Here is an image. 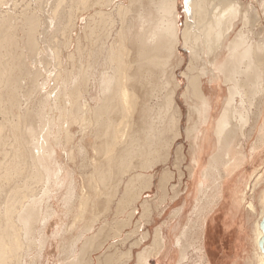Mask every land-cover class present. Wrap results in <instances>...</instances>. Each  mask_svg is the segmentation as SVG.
Segmentation results:
<instances>
[{
  "label": "bare ground",
  "instance_id": "6f19581e",
  "mask_svg": "<svg viewBox=\"0 0 264 264\" xmlns=\"http://www.w3.org/2000/svg\"><path fill=\"white\" fill-rule=\"evenodd\" d=\"M118 1L85 2L87 4L84 7L90 12L86 20H92L95 15L96 18L97 15L99 17L103 8H118L117 11H120ZM178 1L185 20L181 28ZM133 2L139 9L137 18H134V14L132 19H135L138 28L136 26L131 32L130 27L133 25L129 24L126 34L129 46L114 45L119 49V55L114 54L116 53L114 47L107 53L109 57L105 55L108 59L103 58L105 53L102 50L106 47L103 48L102 43H99L100 46L96 49L89 47L92 48L89 49L90 57L88 53V56L86 55L89 61L85 60L88 80L85 79L87 75L84 71L85 77L80 78L86 81L82 86L80 84L82 82H78L80 80L78 75L81 72L72 75L73 69H70L75 64L70 62L72 65L69 68L66 63L72 60L73 55L68 53L71 43L67 37V32L70 34L72 30L70 22L73 17L70 11L75 10L70 8V2L52 0L49 4L51 17H48L47 13L43 18L45 13L41 17L35 10L34 12L30 9L31 7L28 9L26 6L17 13L6 12L7 8L3 10L6 1L0 0V264H31L32 259L30 263H26L25 257L30 256L32 249L38 260L43 257V250L48 243L46 227L57 217L58 210L55 209L53 200L64 186L65 192L58 204L60 211L63 210L67 214L70 208L72 210L75 199L81 200L82 203L78 201L81 208H78L84 210L89 204L96 208L98 205L109 207L114 201L115 212L119 214L129 204L138 200L144 194V189L150 188L153 182L150 172L145 174L128 171L126 179L124 175H127L126 172L130 169L129 160L132 161V157L143 158L144 160L140 161L143 166L146 164V171L153 170V162L157 164L160 158H168L175 140L181 135L182 114L176 110V90L171 87V80L173 79L174 83L178 80L175 77V68L183 60L179 47L177 48L178 44L191 59L185 73L180 74L187 80L183 96L189 93L196 101V104L188 109V124L185 128L186 138L192 141L190 150L193 165L187 182L192 188L195 186V190L194 204L190 212L192 219L186 220L180 227L181 221L185 218L183 202L171 214L172 217H177L178 221L170 230H179L178 235L175 234V242L179 247L176 264L187 263L186 251L190 247L196 253L198 261L196 264H207L204 262L201 237L205 215L210 207L213 208L210 206L211 199L220 185V180L225 177L222 174L229 170L228 167L230 168L232 163H236L233 162L234 157L236 159L238 154L240 157L245 156L238 153L242 151L241 147L239 148L240 139L256 131L255 140L248 149L252 154L256 146L264 144V35L261 30L264 22V0H133ZM15 5L13 6L16 8ZM132 6L133 4L127 7L129 8L127 10L134 11ZM257 7L260 13L256 10ZM84 17L82 15L83 19L79 21L84 20ZM74 21L76 22V19ZM75 27L74 30L77 28ZM119 30L118 36L124 40L126 31L124 33ZM96 33L94 27L89 26L87 36L89 35L92 45H97L98 40L102 38L98 39L99 35H95ZM58 35L63 37L60 42ZM40 42L46 47V55L41 53ZM46 57L50 59L47 60ZM193 61L199 62L196 70L192 68ZM105 62L111 66L107 67ZM101 64L109 69L105 70ZM130 79L133 87L138 84L144 89L141 90L142 102L136 117L134 113V119L130 117L131 120L127 121L125 112L128 114L126 105L129 88L126 81ZM219 80L226 88L221 105L217 96L211 98L206 95V85L204 86L206 83L212 88L218 84V89L223 90L222 85L218 83ZM157 81H160L159 88ZM71 123L78 125L80 138L77 140V136L72 135L77 140L75 146L70 145V148L66 146L69 151L63 146L62 149L66 158L69 156L72 159L69 161H73L75 156H81L79 158L81 166L90 169L89 173L79 172L81 173L79 186L77 171L70 168L69 164H65L62 158L59 160L56 151L60 149L57 147L62 143V135L70 138L71 134L75 133L69 129ZM180 147L182 146H178L176 152L182 156ZM87 148H90L89 152L92 153L90 161L86 158V155H89ZM72 149H76V155ZM206 155L208 160L202 167L201 162ZM240 157L237 156L243 160ZM138 163L136 161V164ZM116 165L124 168L122 169L124 173L118 175L120 168L117 172L118 177L109 185L110 190L104 193L107 187H104L103 191L101 186H106V180L110 179L108 168L113 169ZM197 169L200 170L199 175ZM85 175L88 177L84 178ZM263 175L264 165L253 178L251 177L252 181L250 180L246 190L252 192ZM92 179L95 181L97 179L99 185L93 183ZM90 182L94 185V198L90 194L93 192L88 193L86 190L91 188ZM205 182L209 185H205ZM163 183V179L158 181L160 189L163 188ZM76 189H79L80 193H76ZM177 196L178 191L174 190L170 201H174ZM258 199L262 205L259 215L261 221L264 216V189ZM246 208L254 212L255 207L251 200L246 201ZM133 211L135 206L130 208L128 217ZM150 212L151 210L146 207L144 213L149 215ZM90 225L76 227V231L74 230L76 234L68 244L64 258H58L59 264H128L132 257L131 249L118 256L116 253L114 255L104 252L95 260L91 257L84 258V253H87L84 248L88 246V241L92 242L90 237L94 234L85 240L79 252L75 249L77 242L92 232L94 225L92 224V228ZM103 229L104 227L101 230ZM263 231L264 227L260 225L259 220L256 221L253 227L255 264H264V253L259 250L261 246L258 243L264 236ZM53 232L52 236L56 238L59 235L58 229ZM154 232V248L160 249L165 244L161 226H157ZM94 238L96 239V236ZM144 238L142 236V239ZM31 244L35 247L31 248ZM151 251L152 248L138 252L135 264H150L148 258L152 254ZM157 254L158 252L155 253ZM156 264L164 263L158 260Z\"/></svg>",
  "mask_w": 264,
  "mask_h": 264
},
{
  "label": "rangeland",
  "instance_id": "374dc122",
  "mask_svg": "<svg viewBox=\"0 0 264 264\" xmlns=\"http://www.w3.org/2000/svg\"><path fill=\"white\" fill-rule=\"evenodd\" d=\"M5 1H6V4L3 5V10H6V8H7L8 10H6V12L11 11V13H13L15 11L17 13V11H19L22 7L26 6V8H28V9L31 7L30 9H32L33 11L35 10L36 12L35 11L34 12L40 14L41 17L45 13L43 18H45L47 13H49V14H47V16L51 17L49 4H51L50 2L52 0H40L41 2L38 0H35V1L32 0L33 3L31 2V0H23L25 3L22 0H19L20 2L18 0H15V1L10 0V2H9V0H5ZM68 1L70 2L69 3L70 8L72 10L75 9L76 11L75 10L70 11L71 16L73 17V18L71 17L73 21L71 20V22H70V27L72 28L70 34H69V32H67L68 41L71 43V47L68 50L69 51L68 53H69V55L70 54L71 55L73 54V55L71 56L72 60L70 59V61H66V63L68 64L69 68H71L72 64H75L72 66L73 68L70 69V70L73 69L71 71L72 75H77L76 72H78V73L81 72L78 75L79 76L78 79H80V80H78V82L79 83L82 82L80 84L83 86L85 81L88 80V73L86 72L87 71L86 69H88V67L85 65L87 64L86 61L87 62L89 61L88 57H90V50L92 48H95V49L98 48L97 46H100V44L102 43V47L103 48L106 47L105 49H103L104 51L102 50V52L105 53L103 58L108 59L107 57H109V55L107 53L115 47L114 45L121 46L122 44H125L126 46H129L127 43L128 41H127V35H126L127 29L129 27L130 23H132V25H133L132 27H130L131 32H133L136 29L137 23H136L135 19L134 20H132V19L134 17V14H135L134 18H137L136 16H137L139 9H138L137 5L134 4L133 0L132 1L131 0H125V1L119 0L118 2L120 3V11H117L118 8L117 9L116 8L113 9L112 7L111 8H103L104 13L102 12V14L99 16L101 18H99L98 15L96 18V15H95L94 18H92L93 21L92 20L88 21L89 19L86 20V18H88L87 16H89L90 12L88 10H86V7H84V6H86V4L88 3L89 0H71L72 2L70 0H68ZM85 2H87V3L85 4ZM132 4H133L132 7L134 8V11H136V13L134 11L127 10V9H129L127 7H130ZM13 5H15L16 8ZM8 6H10V7H8ZM45 6H46V8H45ZM255 6H257V3H255ZM42 7L45 9V11ZM83 7L85 8V10ZM9 8L10 9L13 8V9L10 10ZM46 9H48V10H46ZM135 9H137V10H135ZM177 9L179 11L180 10L182 11L179 1L177 4ZM140 10L143 12L142 9H140ZM256 10L258 11V13H260V10L258 7ZM73 12L74 13L76 12V13L74 14ZM8 13H10V12H8ZM73 14H74V16H73ZM16 15H14V16H16ZM82 15H83V17L85 15L84 20H82L84 22H82L81 20H80L81 22L79 21V19H83ZM48 17H46V18H48ZM75 19H76V22L74 21ZM110 19L113 23H111ZM128 19L130 21H128ZM104 20L106 21L105 23H104ZM114 20H115V22H114ZM179 20H180L179 26L181 28L184 26V22H185L184 17H183V20H181V19H179ZM13 21L14 20H12V22ZM90 22H92V23H90ZM124 23L126 26L124 25ZM52 24H53V22H52ZM74 25L75 26L77 25L76 26L77 28ZM89 26L94 27V31L96 30V32H97L95 35H97V34L99 35L98 39H100L99 37H102L100 40H104V41L98 40L97 45L95 44L96 47H95V45H92V43L90 42L91 40H90V38H88L89 35L87 36ZM74 27L76 28L75 30L73 29ZM262 27L263 28H261V30H262L263 35H264V22H263ZM125 28H126V30H125ZM137 28H138V26H137ZM119 29H121V31L124 33L126 31V33H125V35H126L125 39L126 40L125 39L122 40L118 36V33L120 31ZM101 31H102V33H101ZM77 35H78V38H77ZM113 36H115V37H113ZM57 37L60 38L59 42L61 39L63 40L62 35H58ZM70 37H72V38H70ZM103 37H104V39H103ZM105 40H107V41L105 42ZM112 40H113V42H111ZM111 45L113 46L112 48H111ZM40 46H41V50H42L41 51L42 55L43 54L46 55L45 45L42 42H40ZM91 46H92V48H89ZM77 47H79V48H77ZM179 50H180L179 53L181 54V56L183 55L185 57V60L183 57L182 62L175 68V75H176L175 77L178 80H176V82L174 83L173 79H172L171 80V87L173 89L175 88V90H176V96H175L176 110L180 111L182 114V117H181V135H179V137L175 140V142L173 144L174 147L172 148V152L170 153L168 158H165V159L163 157L160 158V161L157 162V164L156 163L154 164V162H153V164H152L153 170H151V171L147 170L146 171V169H145L146 164H144V166H143V164H141V161L144 160L143 158L139 159L138 157H132L131 159L136 160L137 163L138 162L140 163V165H139V163L136 164V161L129 160L130 164L133 167H131V165H130L131 170L130 169L127 170V172H126L127 175H124L125 179H126L128 177V171L129 172L137 171V172H142L145 174H149V172H150L153 176L152 177L153 182H152L150 188L144 189L143 190L144 194L138 200H136L133 204H129L128 207H126L124 210L119 212V214H117L115 212V206L116 205H115L114 201L111 203V205L109 207L98 205L100 207L97 206V208H96V207L89 204L88 205L89 207L85 206V210H84V209H79V208H81L80 203H82V202H80L81 200H79V199H77V200L75 199L73 201V204H74V202H75V204L72 205V210L69 207L71 212L68 211V214H67V213H64L63 210L60 211L59 204H58V203H60V200L63 197V193L65 192V186H64L57 193L56 198L53 200V204L55 206V209L58 210L57 211V217H56V219L54 218L55 220L54 219L51 220L46 227L45 235L48 237L47 238L48 243H47L46 248L43 250V253H44V254L42 253L43 257L41 256V258H39V260H38L35 256L34 249H32L33 252H31L30 256L25 257L26 263H30V261L32 259L31 264L34 261H35L34 264H36V263L37 264H56L57 262H58L57 264H59L60 259H58V258H61V259L64 258L65 252L67 250V246L69 243H71V240L74 238V236L76 234V232H74L76 227L77 226L78 227L87 226L88 224L90 225V223H91L90 227L94 225L93 229H91L92 232L86 234L85 235L86 238H84L83 240H81V241L79 240L77 242L76 248H75L76 250L78 249L77 251L79 252L80 249L82 248V245L84 244L85 240L89 239V237L94 234L93 237H90V240H92V242L88 241L89 242L88 246H86V244L84 245V247L86 246L84 249H85V252H87V253H84L83 257L84 258L87 257L86 259L91 257L92 259L94 258L93 260H95V258L97 256H102V254L104 252H107L109 254L112 253L114 255L116 253L118 256L120 253H123V252L127 251L128 249H131L132 257H131L130 261L128 262V264H135V256L138 252L145 251V250L148 251L150 248H152V251L150 252L152 254L148 258V262L150 264H156L158 260H161V261L163 260L164 264H176V261L179 257V247L175 242V237H176L175 234L178 235L179 230H173L172 231V230H170V227L175 225V223L178 221V218L172 217L171 214L174 211V209L178 208L184 202L185 206H184L183 217H185V218L181 221L180 227L183 226V224L185 223L186 220L192 219V215H190L191 214L190 212L192 211V207L194 204V201H193L194 195L193 194H194V190H195V186H193V188H192V185H190V183H188L189 182V175L192 172L191 167L193 166L192 160H191L192 152L190 150V145H191L192 141H191V139L189 140L186 138L185 128L187 127V124H188L187 123V115H188V111H189L188 109H190L189 108L190 106L195 105L196 101L190 97L189 93H186V95L183 96V93H184L186 85H187V80L185 77H181L180 74L185 73L187 66H188V63L189 62L191 63V61H190L191 59L185 53L184 50H182V49H179ZM114 52H116L114 54L117 55L119 53V49L116 48V50ZM87 53L89 56L87 55ZM105 55H108V56L106 57ZM129 55H130V52H129L128 56ZM79 57L82 59H80ZM49 59L50 58H47V60H49ZM50 61H53V60H50ZM79 61H80V63H79ZM198 63L199 62H196V61L192 62L191 65H192V68L194 70H196V66ZM105 65L107 67L111 66V64H109V63L106 64V62H105ZM105 65L102 66V64H101V66L104 69L107 68ZM168 68H170V67H168ZM79 69L80 70L82 69V70L79 71ZM107 69H109V68H107ZM84 71L86 72L87 78L85 77ZM82 73L84 74V76H82ZM80 77H85L86 80H84V78H80ZM129 81H131V82H129ZM156 83L159 85V86H157L159 88L160 87V81H157ZM218 83L220 86L222 85L221 87H222V89L224 88L223 90L218 89L219 88L218 84L214 85L212 88H210L206 83H204V86L206 85V87H205L206 95H208L211 98L217 96V98H219V100H220L219 104L221 105V102L224 99L223 95H225L226 88L222 84L221 80H219ZM126 85H127V88H129L128 104L126 105L128 108L129 116L125 112V117H126V120L128 121L129 119L131 120L130 117L133 118L134 113H135V117H136V114H137L136 112H138V110L140 108L139 106L142 102V96L141 95H143V94H142L141 90L143 91L144 88H141L138 84H136L133 87L131 79L126 81ZM90 90H91V88H90ZM134 104L136 105L135 107H134ZM220 105H219V107H220ZM134 108H136V110ZM70 125H72V126H70ZM70 125H69V127H70L69 129H72L71 131L73 133L74 132L75 133L71 134L70 138H66L65 135H62V137H61L62 143L59 147H57L60 149H57L56 151H57V155H58L59 160H61V158H62V160L65 164H67V165L69 164L70 168L74 169L75 172L77 171L76 176L79 175L77 178V184L79 186L80 182H81V180L79 178L81 173H79V172H83V171L86 172L87 171V173H89L90 169H87L88 167L85 168V167L81 166V164H80L81 160H79V158H81V156H78V157L75 156V158H74L75 161H74V159H73V161H69L72 159L69 158V156L67 158L65 156V153H64L65 151H63L62 146L65 149H67L68 147L70 148V145L75 146V143L77 142L78 138H80V133L78 132L79 131L78 125H76L75 123H71ZM251 134L254 135L256 133L254 131H252ZM72 135H76L77 140ZM246 137H247V135H246ZM240 140L241 141L243 140L242 142H240L241 146L239 145V147H241L240 150H243L244 148L246 149V147H244L243 145H249L250 142L249 143L247 142L245 144L244 143V137ZM64 142L67 144H65ZM66 146H68V147H66ZM178 146H182V147H180L182 150V153H181L182 156L181 155L179 156L176 152ZM69 148H68V151H69ZM209 149H211V148H209ZM87 150H88L87 153L89 155H86V158H87V160L90 161L91 160L90 156H92V153L90 154V152H91L90 148H87ZM73 154H75V155L77 154L76 149L73 150ZM62 156H64V157H62ZM206 157H207V155L205 156V159L204 158L202 159V162H201L202 167L205 166L207 163L208 158H206ZM70 163H72V164H70ZM117 166L118 165L113 166V169L116 168L114 170L111 169V167L108 168L110 170V172L108 170V172H109L108 176L110 177V179L108 178L106 180V182H105V184H107L106 186H101L103 189H104V187L105 188L107 187L106 191H105V189L103 190V191H105L104 193H107V191L110 190L109 185L113 184L115 179L118 177L117 172L120 171V168H121V171L119 172L118 175L120 176L123 172L122 169H124V168L117 167ZM77 167H79L80 169ZM202 167H201V169H202ZM142 168H143V170H142ZM197 170H199V169H197ZM113 171H116V172H113ZM111 172H113V173H111ZM198 173H200V170L197 172V174ZM86 177H88V175L84 176V178H86ZM160 179H163V181H164L162 189H160L159 185H158V181H160ZM96 181H97V179H96ZM96 181L94 179H92L93 183L98 184V181L97 182ZM93 183H91V186H90L92 189L89 188V190H88V188H86V187L85 188H86L88 193L93 192L90 194H92L91 197L94 198L95 197L94 196L95 190L93 189L94 188V185H92ZM204 184L209 185L208 182H207V184H206V182ZM122 185H123V183H122ZM122 185L120 184V190H122ZM263 187H264V180H262L259 184H257L255 186V190L253 189L252 194L249 195L251 197H248V200H251L252 202H254V205H255L254 212L248 213L246 211L245 213H243L244 208L242 207L241 208L242 210L239 213L237 212L238 215L235 217L234 221H232V223H231V222H229V220L226 219V217L228 216L230 206L233 204V202L231 201V197L228 194V190H227L228 185L225 181L223 187L220 189L222 191L220 193L219 200L215 204L214 210L208 213L207 222L205 223L206 225H205V229H204V233H203L204 234L203 245L206 248V251L208 252V257L211 261V264H235V261L238 264H255V262H256L255 246H254V241L252 243V237L249 238V243H250V246L252 247V245H253V247L250 250L249 256L246 259L244 258V260L242 262H241V260L237 259L239 257L238 255H239L240 251L238 252V249H236L235 243H236L237 234H242L240 226L243 223V221L246 222V224H245L246 234H249V237H250L252 234V227L254 225V222L256 220L257 221L260 220L259 215H260V211L262 210V208H261V205H260L261 203L258 199V196H259V193H261L260 190ZM172 188H174L175 191H178V196H177L178 199L175 198L174 201H170V197L172 196V192L174 191ZM78 190L76 191V193H80V190L79 191ZM246 191L249 192V190H246ZM183 200H185V201H183ZM234 204H236L235 201H234ZM133 206H135V211H133L132 215L130 217H128V212H129L130 208H132ZM146 207L151 210L149 215H146L144 213V210ZM80 211H82V212H80ZM62 215H65V216H62ZM93 218H94V220H93ZM54 222H55V224H54ZM75 223H77V224H75ZM62 226L64 228L61 229ZM157 226H161V230L164 233V234L163 233L162 234L165 235L164 236L165 237V244H164V246L162 245L160 249L154 248V238L153 237H154V233H155L154 231L157 228ZM102 227H104L103 231L101 230ZM57 229L59 231V235L60 234L61 235L60 236L58 235L55 238L54 235L52 236V233H54L53 230L55 231ZM101 231L104 233H102ZM117 232H118V234H116ZM113 234L116 236H113ZM263 234H264V231H263ZM62 236H63V238H62ZM94 236H96V239L94 238ZM142 236H144L145 238L142 239ZM252 236H253V234H252ZM59 237L62 240L59 239ZM54 238H55V240H54ZM263 242H264V236L262 238L261 248L259 249L261 252L264 253ZM58 243H59V245H58ZM33 244H31V248L35 247ZM95 245H97V246H95ZM164 247H165V249H164ZM163 249H164V251H163ZM83 252L84 251H82V253ZM156 252H158L157 255H155ZM186 254L188 256L186 264H196L198 262L196 253L191 247L187 249ZM36 261H38V262H36Z\"/></svg>",
  "mask_w": 264,
  "mask_h": 264
},
{
  "label": "crops",
  "instance_id": "0c3cea01",
  "mask_svg": "<svg viewBox=\"0 0 264 264\" xmlns=\"http://www.w3.org/2000/svg\"><path fill=\"white\" fill-rule=\"evenodd\" d=\"M179 12H180L179 13V19L183 20V16H182L181 10ZM179 22H180V20H179ZM178 47H179V49H181L180 48V44L177 45V48ZM182 57H184V56L182 55ZM184 60H185V57H184ZM254 132L256 133V131H254ZM252 134L250 136H247V137L244 138V143L245 144L247 142L248 143L250 142V144L254 142L255 137H256V134H254V135H252ZM242 141L240 140L239 142H242ZM250 144L249 145H243L244 147H246V149L245 148L244 149L242 148L243 150L241 152H238V153H243V155H245V156H241L243 158V160L237 158V156L240 157L239 154L236 156V159L234 157L233 160H235V161H233V162H236V163L237 162H240L241 163V161H242V164L240 165V163L239 164L237 163L238 165H240V166H238L236 163L235 164L232 163V166L230 167L232 169H230L228 167V169L229 170H232L233 172L232 171H229V170H226V173L228 172L227 173L228 175L225 172L222 174L225 177H223V179L221 178L222 180H220L221 181L220 182V185L216 189V193H215L213 199H211V205L210 206H213V208L210 207V210H209L210 212L214 210L215 204L217 203L216 200L218 201L219 200V197H220V193H221L220 188L223 187V185H224V183L226 181V183L228 185V189H227L228 190V194L230 195L231 201L233 202V204L230 206L229 213H228V216L226 217V219L229 220V222H231V223H232V221H234V219L238 215V213L242 210L241 209L242 207L244 208L243 213H245L246 211L248 213H251V211H249L246 208V201L248 200V197H251L249 195L252 194L253 190H252V192L245 191L246 190V186H248L249 182L252 181V178L254 177V175L257 172H259L260 169L264 165V144L259 145V146H261L259 149H258L259 146H256L255 149H254L256 152L253 150L254 151L253 152L254 154H252V151H248V149L250 148L249 147ZM206 158H208V155H207ZM204 159H205V157H204ZM237 159H238V161H236ZM244 161H246V162H244ZM252 167H254V168H252ZM261 179L264 180V175L261 177ZM261 179L258 181L257 184H259L262 181ZM257 184H255V186ZM255 186L253 188L254 190H255ZM263 189H264V187L261 190H263ZM217 190H219V191H217ZM261 190H260V192H261ZM234 201H235L236 204H234ZM252 203L254 205V202H252ZM254 207H255V205H254ZM261 208H262V205H261ZM254 210H255V208H254ZM209 211L207 213H209ZM207 213L205 215L206 216V219H204V227H203V232H202V237H201V246H202V252H203V255H204V262L205 263L207 262V264H211V261H210V259L208 257V252L206 251V248L204 247V245H202L204 243V234L203 233H204V229H205V225H206L205 223L207 222V216H208ZM255 222H254V225H255ZM259 222H260V220H259ZM245 224H246V222L243 221V223L240 226V229H241L242 234H237V236H236V243H235L236 249H238V252L240 251V253L238 255L239 257L237 259L238 260H241V262L244 260V258L246 259L249 256L250 250L253 247V245H252V247L250 246L249 238L252 237V243H253V236H252V234H253V227H254V225L252 227V234L249 237V234H246ZM164 249H165V247H164ZM164 249H163V251H164ZM235 264H238V263H236V261H235Z\"/></svg>",
  "mask_w": 264,
  "mask_h": 264
},
{
  "label": "water",
  "instance_id": "95a60500",
  "mask_svg": "<svg viewBox=\"0 0 264 264\" xmlns=\"http://www.w3.org/2000/svg\"><path fill=\"white\" fill-rule=\"evenodd\" d=\"M260 225H261L262 227H264V216L262 217V219H261V221H260ZM263 235H264V234H263ZM262 238H263V237H261V238L259 239V241H258L259 246L262 245Z\"/></svg>",
  "mask_w": 264,
  "mask_h": 264
}]
</instances>
